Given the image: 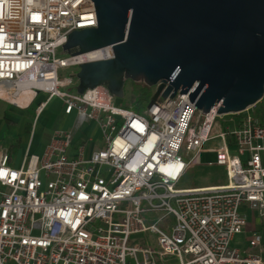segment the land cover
Returning a JSON list of instances; mask_svg holds the SVG:
<instances>
[{
  "label": "built area",
  "instance_id": "2783aa9c",
  "mask_svg": "<svg viewBox=\"0 0 264 264\" xmlns=\"http://www.w3.org/2000/svg\"><path fill=\"white\" fill-rule=\"evenodd\" d=\"M96 25L91 0H0V98L13 105L23 87L30 101L43 95L17 162L0 148V264H264V237L252 227L244 251L231 245L248 228L244 206L264 218V94L260 117L255 105L229 114L225 130V115L202 114L188 93L142 114L115 106L103 85L79 94L58 70L110 59L112 46L57 52L72 31ZM55 96L75 124L33 153L37 119ZM211 139L227 183L177 187L189 155ZM148 232L154 243L131 239Z\"/></svg>",
  "mask_w": 264,
  "mask_h": 264
},
{
  "label": "water",
  "instance_id": "95a60500",
  "mask_svg": "<svg viewBox=\"0 0 264 264\" xmlns=\"http://www.w3.org/2000/svg\"><path fill=\"white\" fill-rule=\"evenodd\" d=\"M97 25L72 31L62 52L111 45L78 63L75 90L123 97L126 81L154 87L149 105L187 94L202 114H238L264 94V0H91Z\"/></svg>",
  "mask_w": 264,
  "mask_h": 264
},
{
  "label": "rangeland",
  "instance_id": "374dc122",
  "mask_svg": "<svg viewBox=\"0 0 264 264\" xmlns=\"http://www.w3.org/2000/svg\"><path fill=\"white\" fill-rule=\"evenodd\" d=\"M66 54L62 52L61 49L58 50L57 56L64 57ZM77 71V67H68L61 68L58 70V77H73V74ZM76 81V80H75ZM154 87H148L146 85L142 86L140 83H135L132 81H126L124 86V95L123 97H113V104L120 108H126L129 110H133L134 112L142 114L143 111L147 108L149 103V98L153 92ZM42 93H39L38 98H42ZM47 97V94L45 95ZM17 102L22 103L24 100L17 99ZM11 106L10 102L6 99L0 98V148H9L11 149L12 162L10 165L15 164V161L19 159L20 156V148L21 142L25 138L26 133L23 129L26 128V123L29 125L31 118H34L35 112L34 110H27L23 118V123L20 126H16L18 123L13 121V119L9 120L5 115H7L8 111H6L7 107ZM60 107L61 100L58 97H52L47 106L42 111L39 117V124L41 123L44 126L45 130H52L57 128L61 123L60 118ZM9 110H14L10 108ZM19 110V109H18ZM255 116L260 117L262 114V104L260 102L255 104ZM224 118V120L222 119ZM222 118H217L222 125L223 130H225L224 121L226 118H230L229 116H223ZM67 122L70 127H73L75 124V118L73 115L68 117ZM25 125V126H24ZM31 130V129H30ZM80 130H83L80 129ZM94 136V146L99 149L102 145L101 133L96 128L93 130ZM215 133V132H214ZM21 138V139H20ZM37 138H34L36 141ZM218 139H211L206 142L201 149V151L196 155L195 158L192 155H189L190 159H193V164L189 167L187 173L183 176L181 181L178 183L177 187L179 188H190V187H198L205 186L211 184H224L226 183V170L223 166L216 164V148L219 145ZM13 144L11 147L10 145ZM250 220L252 221V228L255 229L259 234L264 237V218L257 216V214H253L250 216ZM254 232L252 230H246L238 234L234 241L232 242L233 247L240 248L241 251H244L247 247V239ZM155 234L152 233H142L135 236H132L131 239L134 243H139L143 241L153 242L155 241ZM127 264H133L131 259H127Z\"/></svg>",
  "mask_w": 264,
  "mask_h": 264
},
{
  "label": "crops",
  "instance_id": "0c3cea01",
  "mask_svg": "<svg viewBox=\"0 0 264 264\" xmlns=\"http://www.w3.org/2000/svg\"><path fill=\"white\" fill-rule=\"evenodd\" d=\"M32 94H33V92L31 90H28V91L26 90L24 92H21V94L19 96H17V98H14L13 99L14 103H16L17 105L16 104H13L12 105L10 103L11 106H8L7 107L6 111H8V113L5 116L9 120L13 119V121H15L17 123L19 122L17 125H15V127L16 126H20V124L23 123L22 121H24L23 118H25L24 115H25V112L27 110H34V108L36 107V104L38 103L39 98H36L33 101L32 100L30 101V99L32 97ZM18 98L21 99V100H24V102H22V103L17 102V99ZM10 108H13L14 110H9ZM60 111H61L60 112L61 123H60V125L57 128L52 129V130H45L44 126H42L41 123L39 124V117H40L41 114L39 115V117L37 119V123H36V129H35L34 135L32 136V142H31V148H30V151L31 152H33V153H39V152H41L42 149H43V147H44V145H45V143L47 142V140L49 139L50 135L54 131H56V130H64V129L70 128V125L67 122L68 117L70 115L69 116L64 115L62 113V108L61 107H60ZM71 115L74 116V114H71ZM33 120L34 119L31 118L29 120L30 122H28V123H30V129L32 127ZM90 128H92V126L87 127L86 130L88 131ZM30 129H29L28 133H26L25 138L21 142L22 145H21V148L19 150L20 151V155H21L23 149L26 147V144H27V141H28V138H29ZM34 138H37V140L34 141ZM79 138H80L79 133L78 132H75L74 142L71 145V148L69 150V155L70 156H75L76 149H77V146H78V143H79ZM11 146H12V144L10 145V147ZM5 148L8 149L9 154H10V156L12 158V155H11V152H10L11 149H9L7 147H5ZM16 162L17 161H15V163ZM226 183H227V180H226ZM226 183H224V184H215V185L214 184H211V185L198 186V187H190V188H199V187L200 188H204V187H210V186L211 187L212 186H223ZM242 210H244L247 213V215H248V221H249L248 228H247V230H248V229H250L252 227V221L250 220V218H252V217H250V216H252L253 214L245 206L243 207Z\"/></svg>",
  "mask_w": 264,
  "mask_h": 264
},
{
  "label": "trees",
  "instance_id": "16d2710c",
  "mask_svg": "<svg viewBox=\"0 0 264 264\" xmlns=\"http://www.w3.org/2000/svg\"><path fill=\"white\" fill-rule=\"evenodd\" d=\"M141 84V83H140ZM142 86H144L145 84H141ZM242 115V114H240ZM228 116V115H227ZM24 131L28 132L29 131V125L26 124V128L24 129ZM13 145V144H12Z\"/></svg>",
  "mask_w": 264,
  "mask_h": 264
},
{
  "label": "bare ground",
  "instance_id": "6f19581e",
  "mask_svg": "<svg viewBox=\"0 0 264 264\" xmlns=\"http://www.w3.org/2000/svg\"><path fill=\"white\" fill-rule=\"evenodd\" d=\"M26 90L28 91V90H30V89H27L26 87H23V88H22V91H23V92L26 91ZM15 104H16V103H15ZM214 113H215V112H214ZM210 187H211V186H210ZM212 187H213V186H212ZM207 188H209V187H207Z\"/></svg>",
  "mask_w": 264,
  "mask_h": 264
}]
</instances>
